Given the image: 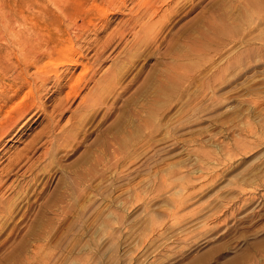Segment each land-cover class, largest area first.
Masks as SVG:
<instances>
[{"label": "rangeland", "instance_id": "obj_1", "mask_svg": "<svg viewBox=\"0 0 264 264\" xmlns=\"http://www.w3.org/2000/svg\"><path fill=\"white\" fill-rule=\"evenodd\" d=\"M120 1L0 0V264H264V0Z\"/></svg>", "mask_w": 264, "mask_h": 264}, {"label": "bare ground", "instance_id": "obj_2", "mask_svg": "<svg viewBox=\"0 0 264 264\" xmlns=\"http://www.w3.org/2000/svg\"><path fill=\"white\" fill-rule=\"evenodd\" d=\"M120 1V0H119ZM125 1V0H124ZM160 1H166V0H147V1H145L144 3H142L143 4V7H142V5L140 6V7H142V10L141 9H139L140 11H141V14H140V16L139 17H137V18H132V16L134 15V14H132L131 15V19L129 18V20H131L132 21V24H131V26H130V24H129V26L130 27H132V28H134L136 25L137 26H139L141 29L144 27H146L148 24H150V26L149 27H151L150 29H152L153 30V27L155 28L157 25H163L164 23H165V19H164V17L162 16V18L164 19L163 20V23H160V21L159 20H154V18H155V16H153L154 14H156L155 12H156V9H155V3H157V2H160ZM181 1V0H180ZM49 2V1H48ZM51 2V1H50ZM112 2L114 3L115 2V0H112ZM112 2H111V4H112ZM121 2V1H120ZM127 2V1H126ZM1 3V2H0ZM161 3V2H160ZM177 3H179V2H177ZM94 4H95V2H94ZM158 4V3H157ZM164 4V3H163ZM166 4V3H165ZM102 5H103V3H102ZM136 5H138V4H136ZM2 6V5H1ZM130 7V6H129ZM136 7V6H135ZM172 7V6H171ZM110 8H111V6H110ZM127 8V7H126ZM132 8V7H131ZM134 8V7H133ZM173 8V7H172ZM1 9H2V7H1ZM137 8H135V10H136ZM110 10V9H109ZM134 10V11H135ZM138 11V10H137ZM166 11H167V9H166ZM173 11H174V9L172 10L171 9V12L173 13ZM128 12H130V11H128ZM139 12V11H138ZM122 13V12H121ZM137 13V12H136ZM164 13H165V11H164ZM167 13V12H166ZM165 13V14H166ZM138 15V14H137ZM128 16H129V13H128ZM170 16V15H169ZM135 17H136V14H135ZM145 17H147V19H146V21L145 22H142V21H144V20H142L143 18H145ZM72 17H70V19H71ZM129 20H127V21H129ZM126 21V22H127ZM159 21V22H158ZM123 22H124V20H123ZM161 22H162V20H161ZM128 23V22H127ZM126 23V24H127ZM121 24H122V22H121ZM122 25H124V24H122ZM121 25V26H122ZM134 26V27H133ZM147 28V27H146ZM212 28V27H211ZM215 28H219L218 26L217 27H215ZM7 29H8V34H7V36H6V38H4L2 41H1V47L2 46H5V45H7V46H10V45H12L11 43H22V41L24 40V39H22L21 40V36H19L17 33H16V31L14 32L13 31V28L12 29H10V28H8L7 27ZM74 29V28H73ZM115 29H118V28H115ZM124 29V28H123ZM129 30H130V28H128ZM122 30V29H121ZM120 30V31H121ZM134 30V29H133ZM151 30V31H152ZM113 31H115V30H113ZM137 31V30H136ZM112 32V31H111ZM116 32V31H115ZM113 33V32H112ZM112 33H111V35H112ZM118 33V32H117ZM117 33H116V35H117ZM129 33H131L130 31H129ZM132 33H133V31H132ZM135 34H136V32H134ZM133 33V35H134V38L136 39L137 37H135V34ZM51 34V33H50ZM110 34V33H109ZM119 34V33H118ZM122 34V33H121ZM121 34H120V36H121ZM125 35V34H124ZM138 35V34H137ZM119 36V35H118ZM56 37V36H55ZM111 36H109V38H110ZM117 37V36H116ZM123 37H125V36H123ZM2 38V37H1ZM31 38V37H30ZM38 38V37H37ZM106 38H107V36H106ZM113 38H114V36H113ZM140 38V37H139ZM137 39V40H140V39ZM119 39H120V37H119ZM123 39V38H122ZM25 40H27V39H25ZM72 40V39H71ZM110 41H107V40H105L104 42H102L103 44V47L109 42H111V40H113V39H109ZM116 40V39H115ZM121 40V39H120ZM39 41V40H38ZM103 41V40H102ZM25 42V41H24ZM29 42V41H28ZM35 42V41H34ZM113 42V41H112ZM26 43V42H25ZM52 43V42H51ZM24 44V43H23ZM6 46V47H7ZM58 46V45H57ZM108 46V45H107ZM27 47V46H26ZM74 48V47H73ZM33 49V48H32ZM99 49H100V47H99ZM106 49V48H105ZM104 49V50H105ZM39 50V49H38ZM81 50V49H80ZM98 50V49H97ZM63 51V50H62ZM102 51V50H101ZM22 52V51H21ZM46 52V51H45ZM45 52H44V54H45ZM48 52V51H47ZM46 52V53H47ZM65 52V51H64ZM63 52V53H64ZM76 52V51H75ZM80 52V51H79ZM103 52V51H102ZM77 53V52H76ZM9 54V53H8ZM18 54H21L22 55V57H23V60H32L33 61V63H36V62H38L39 60L40 61H42L41 60V58H42V55H39V53H36V54H32V53H27V55H25L23 52L22 53H18ZM18 54H15L16 55V58L18 59ZM43 54V55H44ZM79 54V53H78ZM83 54V53H82ZM98 54V53H97ZM46 55V54H45ZM44 55V56H45ZM53 56V55H52ZM97 56V55H96ZM99 56V55H98ZM21 57V56H20ZM21 57V58H22ZM20 58V59H21ZM20 59H18V61L20 60ZM52 59V58H51ZM54 59V58H53ZM72 59V58H71ZM21 61H22V59H21ZM20 61V62H21ZM94 61V60H93ZM76 65H77V60H75L74 59V61H73ZM73 63V64H74ZM83 64V63H82ZM82 64H80V65H82ZM95 64V63H94ZM15 65V64H14ZM32 65H34V64H32ZM36 65H38V64H36ZM17 67H19V64L17 65ZM72 67V66H71ZM90 67V66H89ZM13 68V67H12ZM35 68H37V66H35ZM27 69V68H26ZM26 69H24V68H21L20 69V71H19V73H18V75H16L15 76V78L13 79V80H11L10 82H8V81H4L5 82V84L2 86V90L4 91V94H5V96H6V99H8L9 101L11 100V99H13V98H15L16 96H17V94L19 93V91H21V89L23 88V86L25 85V84H28L27 86H25V87H28V94H32V97L34 96V97H36V100H37V95L39 94V93H41L42 92V90L37 94V91H35V93L37 94H35L34 92H33V90L35 89V88H33L34 87V85H35V81L37 80V77L38 78H41V76L43 75H45L40 69H37L34 73H32V75H28L27 73H26V71H23V70H26ZM46 69H48L47 67H46ZM67 69V68H66ZM86 70H87V68H85ZM44 70H45V68H44ZM95 70V69H94ZM4 72V71H3ZM6 72V71H5ZM4 72V73H5ZM70 72V71H69ZM72 72V71H71ZM88 72V71H87ZM93 72V71H92ZM43 73V74H42ZM84 73V72H83ZM82 73V74H83ZM94 73V72H93ZM114 73V72H113ZM34 74V75H33ZM69 74V73H68ZM81 74V73H80ZM81 74V75H82ZM63 75H65V74H63ZM62 74H61V76H63ZM66 76V75H65ZM70 76H72V75H70ZM86 76V75H85ZM85 76L84 77H78L73 83H72V85H71V88L73 89L75 86H77L76 88H78L79 87V84H81L82 83V81H84L85 79ZM14 77V76H13ZM75 77V76H74ZM73 77V78H74ZM91 77V76H90ZM42 78H45V77H42ZM59 78L60 77H58V79L55 81V83H54V85H53V87H55L56 89H58V86H59ZM32 80L33 81V83H31L29 80ZM47 79V78H46ZM70 79V78H69ZM68 79V80H69ZM90 79V78H89ZM42 79H40V81L39 82H42L41 81ZM73 81V80H72ZM3 82V83H4ZM30 82V83H29ZM61 82V81H60ZM1 83V82H0ZM37 83H38V81H37ZM49 83V82H48ZM41 84V83H40ZM44 84V83H43ZM37 85V84H36ZM35 85V86H36ZM38 85H39V83H38ZM45 85H46V83H45ZM44 86V85H43ZM40 87V86H39ZM37 88H38V86H37ZM44 88V87H43ZM75 88V90L77 91L78 89H76ZM42 89V88H41ZM47 89V88H46ZM24 90V89H23ZM37 90V89H36ZM39 91V90H38ZM9 92H12V94L11 95H8V93ZM47 92V91H46ZM77 93H79V92H77ZM27 94V95H28ZM75 94V93H74ZM22 95V94H21ZM27 95H25V96H23L22 98L20 97V95H19V97H20V101L19 102H17V103H15L12 107H11V109L9 110V111H7L6 112V114H5V124H1L0 123V129H2L3 128V126L4 125H6L5 126V129L6 128H8V130L9 129H13V127L14 126H16L17 125V123L19 122V120H20V118L22 117L23 118V116L26 114V112L27 111H29V110H26L28 107H30L32 104H31V102L30 103H26L25 102V99H26V97H27ZM42 95V94H41ZM29 96V95H28ZM95 96V95H94ZM93 96V97H94ZM42 98V97H41ZM16 99H17V97H16ZM35 99V98H34ZM84 100V99H83ZM17 101V100H16ZM38 102V101H37ZM36 102V103H37ZM37 104H39V102L37 103ZM86 105V104H85ZM35 106H36V104H35ZM43 106V105H42ZM56 106V105H55ZM88 106H90L89 104H88ZM92 106V105H91ZM90 106V107H91ZM9 107V108H10ZM31 108H33V107H31ZM38 108V107H37ZM39 108H42V107H39ZM65 102H64V104L63 103H61L60 105H58V107L57 108H53L55 111H53V112H59V113H62L65 109ZM24 110H26L25 112H23L22 113V111H24ZM45 112V111H44ZM45 115H47V114H45ZM47 118H48V124L46 125V131H45V133L44 134H46V135H44L45 136V138H46V142H48V144H51V142H52V139H54V136H55V134H54V131L56 130V128H57V123H56V120L55 121H53V116L50 114L49 116H47ZM20 129V128H19ZM1 131V130H0ZM6 131V130H5ZM15 132H16V130H15ZM1 133V132H0ZM13 133V132H12ZM9 134H10V132H9ZM18 134V133H17ZM11 135V134H10ZM6 136V135H5ZM13 137H14V135H13ZM40 137V136H39ZM3 138V137H2ZM39 139V138H38ZM34 141V140H33ZM36 141V140H35ZM53 143V142H52ZM47 144V143H46ZM34 146H35V142L34 143H31L30 145H27V147L24 149V152L23 151H21L20 152V154H16L15 156L16 157H14L12 160H10V161H13V166H12V164H11V162H10V165L12 166V168L10 169V167H8L10 170L9 171H7L6 169H8V168H6L5 170H6V175L8 176L9 175V173H11V170L13 169V168H15V166H17V165H19L20 163L18 162V163H16L15 164V161H17V160H25V161H27V163L29 162V161H31L30 160V155H28L29 153H30V151L31 150H33L34 149ZM23 152V153H22ZM47 152H48V150L47 149H45V151H44V153L42 154L43 156L45 155V154H47ZM22 153V154H21ZM41 156H39L38 158H40ZM38 160V159H37ZM24 162V161H23ZM32 163V162H31ZM21 164H23V163H21ZM23 165H25V164H23ZM9 166V165H8ZM26 167V166H25ZM26 171L27 172H30V173H33V166H32V164L31 165H27V167H26ZM4 170V171H5ZM14 173H15V171H14ZM17 173V172H16ZM12 174V173H11ZM21 174V173H20ZM29 174V173H28ZM24 176V175H23ZM1 180V179H0ZM2 180H4V179H2ZM18 180V179H17ZM14 181V180H13ZM16 184H17V182H15ZM14 183V184H15ZM2 186H3V182H1L0 181V189L2 188ZM8 186V185H7ZM16 186V185H15ZM14 186V187H15ZM18 186V185H17ZM5 188V187H4ZM18 188V187H17ZM13 189V188H12ZM19 191H21V190H19ZM4 193V192H3ZM3 196V195H2ZM3 208V207H2ZM1 208V209H2ZM2 210H4V208L2 209ZM2 212H4V211H2ZM1 211H0V213H2ZM2 225L0 224V227H1Z\"/></svg>", "mask_w": 264, "mask_h": 264}]
</instances>
